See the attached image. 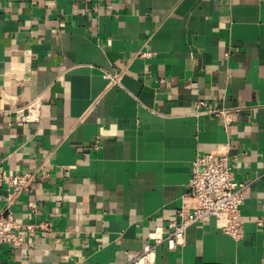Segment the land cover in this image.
Instances as JSON below:
<instances>
[{"label":"crops","instance_id":"crops-1","mask_svg":"<svg viewBox=\"0 0 264 264\" xmlns=\"http://www.w3.org/2000/svg\"><path fill=\"white\" fill-rule=\"evenodd\" d=\"M209 151L249 185L243 236L213 215L150 264H264V0H0V172L34 173L10 211L45 225L0 264H134Z\"/></svg>","mask_w":264,"mask_h":264},{"label":"built area","instance_id":"built-area-1","mask_svg":"<svg viewBox=\"0 0 264 264\" xmlns=\"http://www.w3.org/2000/svg\"><path fill=\"white\" fill-rule=\"evenodd\" d=\"M95 1L98 3L105 0ZM199 106H205V103L200 102ZM205 107L208 113L216 115H227L228 113L225 109ZM16 118L29 122L35 117L30 113L25 115L20 109L16 111ZM231 159L227 152L218 151H209L196 156L191 163L188 189V196L191 201L178 210L179 220L168 222L165 235L151 234L150 238L153 243L148 242L143 246L134 258V264H150L149 257L158 244L164 243L171 250L178 245H183L186 229L192 224L204 222L213 215H225L222 227L225 234L235 239H240L243 236V221L238 218V210L244 202L249 185L234 179ZM34 179V173L9 174L5 171L0 172V183H5L8 187L7 200L2 212H0V245L21 246L26 240L23 230L28 232L33 231L36 226L45 227L42 224L17 223L10 211V205L15 197L19 193L27 191Z\"/></svg>","mask_w":264,"mask_h":264}]
</instances>
